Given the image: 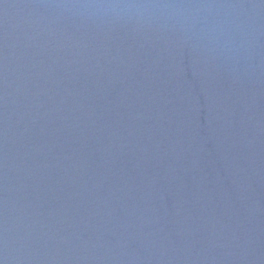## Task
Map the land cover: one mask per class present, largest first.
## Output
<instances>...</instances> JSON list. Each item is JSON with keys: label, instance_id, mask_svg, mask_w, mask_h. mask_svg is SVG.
Listing matches in <instances>:
<instances>
[{"label": "water", "instance_id": "obj_1", "mask_svg": "<svg viewBox=\"0 0 264 264\" xmlns=\"http://www.w3.org/2000/svg\"><path fill=\"white\" fill-rule=\"evenodd\" d=\"M0 264H264V0H0Z\"/></svg>", "mask_w": 264, "mask_h": 264}]
</instances>
